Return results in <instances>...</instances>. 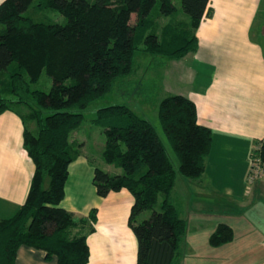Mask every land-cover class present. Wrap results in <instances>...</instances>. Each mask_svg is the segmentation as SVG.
<instances>
[{"label": "trees", "instance_id": "16d2710c", "mask_svg": "<svg viewBox=\"0 0 264 264\" xmlns=\"http://www.w3.org/2000/svg\"><path fill=\"white\" fill-rule=\"evenodd\" d=\"M208 2L180 0L187 19L165 23L161 30L151 16L174 13L172 0L0 2V113L12 110L21 117L24 148L34 166L24 201L11 216L0 218V264H14L20 245L43 249L58 264H87V234L96 211L76 216L60 204L68 165L80 145L70 140V133L80 124L82 109L130 74L136 51L172 58L193 50L196 28L211 12ZM33 8L56 9L66 20H35ZM42 71L52 80L47 91L32 88ZM21 104L26 112L18 108ZM158 116L178 157L177 171L147 118L126 104L97 109L105 134L102 156L122 171L96 166L92 183L100 196L121 188L132 194L128 224L137 240L135 264H179L186 223L172 203V187L177 172L202 175L211 145L210 128L197 122L188 96L164 95ZM257 146L253 151L264 163V139ZM144 210L150 213L140 218ZM232 233L228 224L219 223L209 243L222 244Z\"/></svg>", "mask_w": 264, "mask_h": 264}, {"label": "crops", "instance_id": "0c3cea01", "mask_svg": "<svg viewBox=\"0 0 264 264\" xmlns=\"http://www.w3.org/2000/svg\"><path fill=\"white\" fill-rule=\"evenodd\" d=\"M208 6L193 50L153 57L163 93L188 96L197 122L211 131L202 175L176 176L171 191L186 223L179 264H264V163L260 176L248 181L252 152L264 139V0H209ZM23 131L18 113H0V218L24 201L33 174ZM70 140L80 145L68 165L60 204L76 216L96 211L87 234V264H135L137 240L128 224L132 194L121 188L98 195L92 183L97 165L82 151L84 140ZM108 166L100 167L110 172ZM219 223L232 228V238L211 245L209 236ZM14 264L58 262L43 249L20 245Z\"/></svg>", "mask_w": 264, "mask_h": 264}, {"label": "rangeland", "instance_id": "374dc122", "mask_svg": "<svg viewBox=\"0 0 264 264\" xmlns=\"http://www.w3.org/2000/svg\"><path fill=\"white\" fill-rule=\"evenodd\" d=\"M91 1V0H90ZM176 6V11L170 15L159 16L158 12H153L152 19L156 21L161 30L162 25L171 22H181L187 19V15L182 10L180 0H172ZM35 20L45 22H65L66 18L58 10L48 9H31ZM157 13V14H156ZM134 19L132 18V21ZM181 26V24H180ZM181 28V27H178ZM159 32V31H158ZM143 46V44H141ZM154 56H159L143 51H136L133 60V70L124 78H118L112 88L103 96L90 102L81 110L83 116L80 124L71 131L70 139L84 140L82 151L89 161L94 162L97 166L109 165L111 173L122 171V169L114 164L105 161L102 156V148L105 142V134L101 122L97 120V109L111 104H126L138 115L147 118L154 126L158 137L162 141L166 151L172 161L174 168L178 169V157L166 137L158 116V105L160 99L165 95L163 93L164 86L161 84L160 68L156 66L153 60ZM165 58V56H161ZM3 80V79H1ZM51 77L42 71L38 79L32 83V88L49 90L51 86ZM3 86V81L0 83ZM22 112L27 111V107L23 104L18 105ZM73 111H79L78 108H72ZM177 179L182 178L177 172ZM187 178V177H184ZM149 210H144L140 214V218L147 216Z\"/></svg>", "mask_w": 264, "mask_h": 264}, {"label": "built area", "instance_id": "2783aa9c", "mask_svg": "<svg viewBox=\"0 0 264 264\" xmlns=\"http://www.w3.org/2000/svg\"><path fill=\"white\" fill-rule=\"evenodd\" d=\"M257 148H258V146L255 147V149H257ZM262 171H263V163L261 162V159L258 156V154L255 151H253L252 155H251V160H250V169L248 172V181L249 182L253 181L255 178L260 176Z\"/></svg>", "mask_w": 264, "mask_h": 264}]
</instances>
